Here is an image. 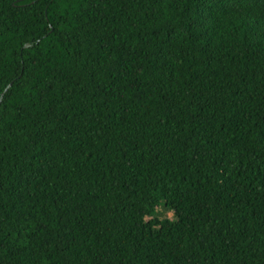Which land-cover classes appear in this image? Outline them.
Masks as SVG:
<instances>
[{
    "label": "trees",
    "instance_id": "1",
    "mask_svg": "<svg viewBox=\"0 0 264 264\" xmlns=\"http://www.w3.org/2000/svg\"><path fill=\"white\" fill-rule=\"evenodd\" d=\"M0 264H264V0H0Z\"/></svg>",
    "mask_w": 264,
    "mask_h": 264
},
{
    "label": "rangeland",
    "instance_id": "2",
    "mask_svg": "<svg viewBox=\"0 0 264 264\" xmlns=\"http://www.w3.org/2000/svg\"><path fill=\"white\" fill-rule=\"evenodd\" d=\"M157 213H158V215H159L160 217H166V216H168V217H172V216H173L172 212H171V211H167V210L163 207V205L158 206V208H157Z\"/></svg>",
    "mask_w": 264,
    "mask_h": 264
}]
</instances>
